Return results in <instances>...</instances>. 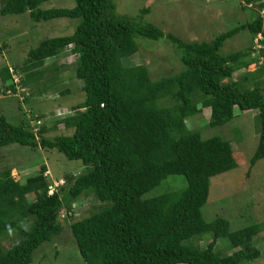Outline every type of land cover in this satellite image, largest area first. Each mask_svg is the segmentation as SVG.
Instances as JSON below:
<instances>
[{
  "label": "trees",
  "instance_id": "obj_1",
  "mask_svg": "<svg viewBox=\"0 0 264 264\" xmlns=\"http://www.w3.org/2000/svg\"><path fill=\"white\" fill-rule=\"evenodd\" d=\"M50 1L0 0V15L28 12L36 22L78 19L71 34L46 38L32 48L22 70L29 80L42 76L45 61L71 46L85 99L56 122L73 129L70 135H46L44 113L35 117L39 123L33 129L27 127L33 123L29 118L15 125L0 113V148L19 143L57 149L85 167L76 175L65 173L57 186L46 164L25 181L8 168L0 173V240L11 231L19 234L10 249L0 245V264H32L35 250L63 232L62 215L74 220L71 229L87 264H243L259 258L261 250L253 242L262 225L232 231L227 218L205 220L202 208L211 178L234 162V148L221 136L204 138L189 129L187 119L209 108L211 124L217 126L231 121L237 109L257 110L260 139L250 163L264 158V64L234 78L236 71L261 59L264 63V14L210 41L192 42L146 21L150 7L131 17L118 9V0L42 8ZM259 6L264 8V1ZM242 30L254 39L261 34L259 45L252 42L248 50L222 54L225 41ZM147 40L172 45L182 70L155 78L143 64L126 65L124 60ZM11 71L3 68L4 82L16 81ZM16 86L7 84V92ZM169 175H183L187 187L148 195ZM88 195L99 201L98 209L77 219L73 205ZM207 234L212 240L206 248L192 245V238L203 240ZM221 238L228 239L233 253L215 251Z\"/></svg>",
  "mask_w": 264,
  "mask_h": 264
},
{
  "label": "rangeland",
  "instance_id": "obj_2",
  "mask_svg": "<svg viewBox=\"0 0 264 264\" xmlns=\"http://www.w3.org/2000/svg\"><path fill=\"white\" fill-rule=\"evenodd\" d=\"M262 1L264 0H242L241 4L235 0H223L221 4L227 2L230 5H226L223 10V5L220 6L218 2L205 0H118V9L135 17L142 8L150 7L151 12L145 16L146 21L158 25L166 32L179 35L185 41L201 42L210 41L222 32L250 21L257 13L264 14V8L258 7ZM74 5L75 0H52L43 3L42 8ZM73 23L77 25L79 20L62 17L36 22L28 12L0 15V113L12 124L21 125L24 119L29 118L33 123L28 122L27 127L33 129L37 125L32 124L39 123L35 117L44 113L45 117L41 121L42 126L48 129L46 135L73 133V129L66 128L64 124H56L59 119L72 115L73 106L85 99L82 89L84 83L75 75L77 56L72 52L71 46L45 61V65L40 67L42 76L37 75L38 77L29 80L26 75L28 73L22 70L32 48L46 38L71 34L76 27ZM255 39L249 30H242L225 41L221 53L226 55L248 50L252 42L256 45ZM147 41L149 44L140 41L139 51L130 59L124 60L126 65L143 64L155 78L182 70L179 55L172 45L165 41L158 44H155L157 41ZM263 64V59L252 63L248 68L236 71L234 78L253 72ZM6 67H10L16 81L4 82L2 71ZM53 67L58 70L52 69ZM9 83L18 86L15 91L12 89L7 92ZM65 89H69L70 93L64 92L67 94L62 95L60 92ZM198 100H202L201 95ZM257 115V110L242 112L237 109L231 121L213 126L210 121L211 110L205 108L187 119L188 128L199 130L204 138L221 136L232 142L234 162L223 173L211 178L209 198L202 212L208 222L217 217L227 218L232 231L253 224L263 226L253 242L261 250V256L243 264H264V158L253 166L250 163L260 139ZM54 126L57 127L53 128ZM44 164L48 166L50 172H47V176L52 183L60 182L65 173L76 175L85 167L80 160H70L57 149L44 150L19 143L0 148V173L7 168L11 169L12 175L19 181L37 174ZM187 184L183 175H169L148 195H158L168 190L180 191ZM29 198L34 199L35 196L29 195ZM98 204L99 201L93 195L83 196L81 201L73 205V211L77 219H80L97 210ZM61 220L64 224L63 232L35 250L32 264H87L71 229L74 220L63 215ZM18 240L19 234L11 231L1 236L0 245L8 250ZM211 240V234H207L203 240L192 238L191 243L196 247L206 248ZM215 251L224 256L235 250L231 249L228 239L221 238Z\"/></svg>",
  "mask_w": 264,
  "mask_h": 264
},
{
  "label": "crops",
  "instance_id": "obj_3",
  "mask_svg": "<svg viewBox=\"0 0 264 264\" xmlns=\"http://www.w3.org/2000/svg\"><path fill=\"white\" fill-rule=\"evenodd\" d=\"M206 2L212 1V2H218L220 4V6L223 5V10L225 9L227 2H224L223 4H221L223 2V0H205ZM263 2V1H262ZM230 5H227V7H229Z\"/></svg>",
  "mask_w": 264,
  "mask_h": 264
},
{
  "label": "built area",
  "instance_id": "obj_4",
  "mask_svg": "<svg viewBox=\"0 0 264 264\" xmlns=\"http://www.w3.org/2000/svg\"><path fill=\"white\" fill-rule=\"evenodd\" d=\"M263 12H264V11H263ZM259 38H261V34H258V36H257L256 39H255V41H256L257 44H258V39H259ZM258 45H259V44H258ZM57 185H58V182H55V185H54V186H57ZM54 186H53V187H54ZM53 187L50 188V191H49L50 193L53 192V190H54Z\"/></svg>",
  "mask_w": 264,
  "mask_h": 264
},
{
  "label": "clouds",
  "instance_id": "obj_5",
  "mask_svg": "<svg viewBox=\"0 0 264 264\" xmlns=\"http://www.w3.org/2000/svg\"><path fill=\"white\" fill-rule=\"evenodd\" d=\"M235 1H239V2L241 1V2H242V0H235ZM241 2H240V3H241ZM241 4H242V3H241Z\"/></svg>",
  "mask_w": 264,
  "mask_h": 264
}]
</instances>
